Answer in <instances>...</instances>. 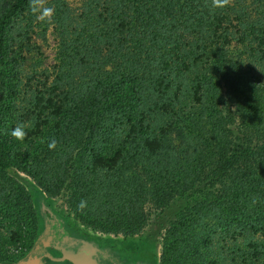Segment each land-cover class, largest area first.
Here are the masks:
<instances>
[{"label":"trees","instance_id":"1","mask_svg":"<svg viewBox=\"0 0 264 264\" xmlns=\"http://www.w3.org/2000/svg\"><path fill=\"white\" fill-rule=\"evenodd\" d=\"M45 6L41 81L23 64L42 22L29 0H0V256L35 223L22 175L93 231L153 227L158 264H264V0Z\"/></svg>","mask_w":264,"mask_h":264},{"label":"rangeland","instance_id":"2","mask_svg":"<svg viewBox=\"0 0 264 264\" xmlns=\"http://www.w3.org/2000/svg\"><path fill=\"white\" fill-rule=\"evenodd\" d=\"M81 0H68L72 6H77ZM47 2V0H46ZM29 54L26 55L23 71L27 77H39L41 81L49 77L50 71L52 70L54 64V56L56 51V40L53 35L52 29L49 22H42L41 26L34 27L33 31L29 33V39L27 41ZM12 173V172H11ZM12 178H15L10 174ZM20 182L27 186L28 192L31 195L32 206L34 210V225L25 230L24 241L15 245H6L4 247V253L0 256L1 261H12L15 260L19 255L28 247L29 240L32 233L35 231L36 223L39 221L37 214L41 210L40 203L43 207L52 210L61 219L63 223L72 225L78 229H83L87 234H92L93 236L100 237L103 243L108 245L121 248L123 250H132L134 254H139L143 258V261H147L150 264H158L157 256L159 250V232H157L153 227L145 228L141 233L134 236H109L105 235L91 229H88L81 225L62 205L57 202H51L43 195H37L34 191L31 182L24 176H20ZM32 187V188H31ZM7 224H0V235L7 236Z\"/></svg>","mask_w":264,"mask_h":264},{"label":"flooded vegetation","instance_id":"3","mask_svg":"<svg viewBox=\"0 0 264 264\" xmlns=\"http://www.w3.org/2000/svg\"><path fill=\"white\" fill-rule=\"evenodd\" d=\"M37 218L28 247L15 260H0V264H73L64 257L68 253L79 255L86 264H150L132 250L112 247L96 235L63 223L52 210H40Z\"/></svg>","mask_w":264,"mask_h":264},{"label":"clouds","instance_id":"4","mask_svg":"<svg viewBox=\"0 0 264 264\" xmlns=\"http://www.w3.org/2000/svg\"><path fill=\"white\" fill-rule=\"evenodd\" d=\"M46 0H29V9L30 12L35 16L37 21L40 22H51L53 16L55 15V10L52 7L45 6ZM231 4V0H211L212 9H224ZM31 121L18 123L10 132V136L17 141L23 142L27 135L26 129L33 127ZM42 143L44 141H41ZM57 141L52 139L48 143L49 150L56 148ZM87 207V202L81 200L77 208L80 211H83Z\"/></svg>","mask_w":264,"mask_h":264},{"label":"water","instance_id":"5","mask_svg":"<svg viewBox=\"0 0 264 264\" xmlns=\"http://www.w3.org/2000/svg\"><path fill=\"white\" fill-rule=\"evenodd\" d=\"M64 257L70 260L73 264H86L80 259L79 255L77 254L68 253V254H65Z\"/></svg>","mask_w":264,"mask_h":264}]
</instances>
